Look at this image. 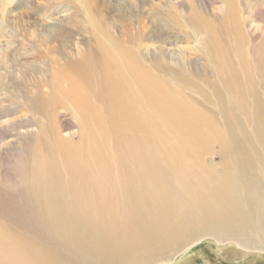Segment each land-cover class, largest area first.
<instances>
[{
	"label": "bare ground",
	"instance_id": "obj_1",
	"mask_svg": "<svg viewBox=\"0 0 264 264\" xmlns=\"http://www.w3.org/2000/svg\"><path fill=\"white\" fill-rule=\"evenodd\" d=\"M193 6L160 3L151 13L187 29L186 39L200 35L207 76L183 62L186 48L164 57V46L152 45L174 35L150 37L145 11L137 22L121 14L116 22L85 3L95 34L75 53L51 57L53 92L35 101L53 117L36 131L44 150L22 195L31 206L0 211V264H166L204 236L264 250L262 63L252 38L237 36L234 13L216 22ZM130 22L139 26L125 33ZM66 107L78 130L63 134L69 122L54 113ZM215 148L233 162L213 166ZM18 213L34 217L72 262L52 253L43 234L15 226Z\"/></svg>",
	"mask_w": 264,
	"mask_h": 264
},
{
	"label": "rangeland",
	"instance_id": "obj_2",
	"mask_svg": "<svg viewBox=\"0 0 264 264\" xmlns=\"http://www.w3.org/2000/svg\"><path fill=\"white\" fill-rule=\"evenodd\" d=\"M87 1L102 7V10H106L107 18L116 22L120 20V14L121 18L132 17L137 22L140 19L138 14L145 11L148 17L144 22L151 25L148 33L150 37L154 39L161 34L164 38L170 31L174 35H166L168 41L163 43L152 41V45L164 46V57L179 50V47L186 48L181 52L182 56L185 54L183 62L186 61L192 72L204 76L212 74V70L202 53L195 49L201 45L198 42L200 35L191 37L189 34L191 38H184L187 29L176 30L171 23L157 19L151 13V7L161 3L163 6L170 5L173 11L188 12L194 5V8L208 13L210 18H215L216 22L227 18L229 12L234 13L241 26H237V36L252 38L253 48L262 63L264 78V0H0V176L5 173L7 176H16L15 180L7 183L0 179V211L23 212V209L25 211L31 206L29 199L22 195L28 187L25 177L35 167V153L44 150L42 135L36 131L46 126L48 117H53V114L48 116L43 109L38 108L35 97L37 92H53L51 86L54 88L56 82L51 57H58L59 53L66 51L75 53L87 38L95 34L89 31L90 12L84 8ZM136 22H130L133 28L125 27V33H131L134 29L136 31L139 26ZM54 115L69 122L63 126V134L78 130L76 120L72 118L75 114L69 112L68 107L61 109V114L55 112ZM237 135V139L244 142L245 134L237 132ZM77 137L76 134L74 139ZM217 152L215 148L214 158L208 159V162L214 163L213 166L223 169L226 167L224 164L233 162L230 157L220 156ZM32 218L18 213L15 218L11 217L13 221L10 220L20 228L27 226V232L43 234L46 239L44 243L52 253H58L63 259L72 262L70 253L51 239L48 232ZM200 239L195 240L200 242L193 248L188 246L187 251L184 249L186 253L184 250L178 254L174 252L173 262L165 263L264 264V250H247L235 241L220 242L214 236Z\"/></svg>",
	"mask_w": 264,
	"mask_h": 264
}]
</instances>
